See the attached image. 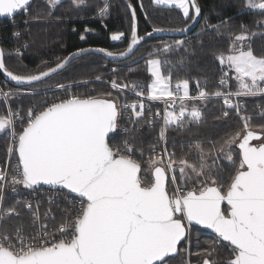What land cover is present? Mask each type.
<instances>
[{"label": "snow or ice", "instance_id": "obj_1", "mask_svg": "<svg viewBox=\"0 0 264 264\" xmlns=\"http://www.w3.org/2000/svg\"><path fill=\"white\" fill-rule=\"evenodd\" d=\"M60 2L46 0L47 18ZM84 3L85 0H71L75 7ZM154 3L174 7L191 21H195L201 11L196 0H154ZM29 4L30 0H0V16L13 17L21 9L27 13ZM245 7L264 11V0H245ZM108 8L105 0L103 8L99 9L100 15ZM129 9L130 52L144 37L138 34L135 8L129 4ZM47 18L35 16L33 21ZM188 27L186 24L175 31H187ZM240 28L238 33L228 32L227 54L221 51L215 56L220 65H227L234 73L235 92L209 94L197 82L198 94L191 96L189 79L178 80L173 88L171 72L162 74V64L168 61L159 58L146 61L147 72L151 74L147 99L165 100L167 105L159 141L166 142L167 129L172 125L183 128L198 124L203 116L196 102L207 100L210 95L223 100L224 110L217 120L226 121L234 112L241 121L242 127L226 133L217 142H194L189 152L180 158L166 147L157 153L155 146H150L151 155L143 160L144 148L137 143L130 144L127 137L137 126L142 127L140 120L145 118V104L143 100L119 104V97L113 99L111 92L100 96L69 95L56 102H45L39 110L29 108L23 116L11 109L0 114V132L11 130L9 156L18 157L14 170L0 167V222L21 215L17 206L2 207L8 187L15 192L18 186L32 190L41 184L60 186L79 197V204H71L62 223L52 232L48 231L47 224L40 223L48 219L50 210L41 216L39 205L34 208L31 202H23V209L31 213V223L21 222L12 232L0 231V264H166L165 258L178 253V245L188 237L185 222L203 225L216 234L213 246L197 253L203 256L202 264H217L215 245L223 242H226L223 246L230 249L226 264H264V123L253 124V117L242 114V106L233 99L264 95V56L255 55L249 43L255 33L250 34L243 24ZM145 35L151 36L152 32ZM123 36L124 33L114 34L111 39L119 41ZM183 44L181 40L175 41L177 48ZM171 48V45H163L165 55ZM93 50L114 56L103 48L79 49L46 71L21 75L7 69L4 52L0 50V71L12 81L31 84L65 69L72 59ZM14 51L20 54L19 49ZM185 52L187 54V49ZM125 55L119 53L121 57ZM228 77L229 73H224L220 85H227ZM110 84L118 93L128 89L136 97L145 96L139 82L121 84L112 80ZM65 87L57 85V88ZM16 95L13 91L3 93L5 101ZM189 101L193 102L190 110ZM124 112H129L131 127L121 128L119 121ZM259 115L264 118V110ZM17 119L22 124L18 132ZM145 123L154 127L151 117ZM118 128L125 139L114 148L109 134ZM205 143H210L207 151ZM234 147L238 149L235 153ZM137 153L141 159L136 158ZM193 153L197 155L198 164L188 159ZM221 155L231 162L233 169L226 186L220 182L219 170L213 171L215 158ZM210 157L212 165L207 162ZM142 172H145L144 178ZM169 177L176 186L171 195L167 186ZM190 183L192 186L188 187ZM21 203L17 201V205Z\"/></svg>", "mask_w": 264, "mask_h": 264}, {"label": "trees", "instance_id": "obj_2", "mask_svg": "<svg viewBox=\"0 0 264 264\" xmlns=\"http://www.w3.org/2000/svg\"><path fill=\"white\" fill-rule=\"evenodd\" d=\"M111 1L113 3V0ZM196 1L201 9V20L191 33L183 37H158L148 39L141 43L143 44L147 42L149 43V46L139 57L131 59L135 52H137V49L128 58L119 61H110L101 55L87 53L84 55H90L88 56L89 58H93L98 62L85 66V63L81 61L79 64L75 65V61L79 60L82 56L84 57V55H82L79 58L73 59L65 69L41 82L27 86H18L3 80L0 75V84L6 92L13 91L19 94L20 91H22L24 95L20 96L21 99L35 98V94H29L27 92L31 87H35L38 84L40 85V83H43L44 81L48 83L51 82V84H62L78 80L87 76V73L100 71L98 69L99 66L102 63H108L119 69L125 68V73L121 80L122 83L131 84L139 82L142 85L146 96V87L151 80V76L146 68V59L156 57L162 61H168L167 64H162L161 69L164 75H168L169 72H171L172 87L176 85L178 80L187 78L190 81V95L198 94L197 82L199 83V87L205 89L209 94L216 91L234 92L236 91L234 73H229L227 85H220V80L224 72L222 70V65H220L219 61L215 59V56L221 51H224L225 54H227L226 50L230 45L228 32H240L241 24L245 25L247 29L250 27L251 29H249V31L255 33L249 41L254 50V54L257 56H264V11L247 9L245 7V0ZM36 2L38 1L31 0L30 4L27 6V13L22 10L13 15V17H0V47L4 52L6 67L9 71L13 72V74H37L39 71H44L49 67H53L59 62V60L66 57L72 51L87 46L102 47L114 53L124 51L130 42L131 12L129 4L135 8L137 13L139 35L146 34L153 29H180L185 27L186 24L188 25L191 21L184 18L178 9H175L174 7H160L152 4L151 0H116V3H113L114 7L102 22L97 16H93L92 11L96 10L97 12L102 8L105 0H95V8L93 9V7H91L90 10H84L83 12H79L74 8H69L67 10L61 8L63 4L68 2V0H61V2L52 9V16L49 18L50 21L34 22L33 18H31L33 16L32 6ZM40 5L44 7L46 11L45 16L47 17L49 6L46 1L45 3L41 2ZM10 18L12 19V22L10 21ZM25 21H28V23H25ZM209 26H216V28L213 29ZM15 32L20 33V35L13 37L12 34ZM113 33H124L125 41L121 43L111 41L109 36ZM81 36H83L84 39H81ZM167 39L172 40L174 43L177 40H181L184 44L179 48H177V46L173 47V52H169L165 55L163 52V45H165L163 44V41ZM19 44H27V46H23L21 53L17 55L14 52V48ZM185 49H187V54ZM173 58L177 61L174 62ZM182 58L183 62L181 63ZM142 60L143 62H140ZM134 62H140V64L137 68L127 70L131 64H134ZM112 66H109V69H106L108 73H111L110 68H112ZM68 71H70L69 74ZM100 73H102V71H100ZM62 75L63 78L61 81L53 80ZM71 75H74V77L71 78ZM96 75L97 74H91L86 78L94 79ZM96 84L97 81L88 85L96 86ZM97 92V90L96 92L92 91L91 96H99V92L98 94ZM114 92L113 99L119 97V104L136 98L135 94L128 89H125L123 93H118L116 90ZM78 95L82 97L86 96L84 94ZM13 97H9L7 103L0 97V114H4L11 109V103L14 105V103L17 102L15 98L13 100ZM244 100L246 101L247 111L251 113H254L253 106L256 102H260L264 105V95L244 97ZM152 105H154V103H152ZM22 106L23 108L18 110L21 116L25 115L29 109L28 103H24ZM35 106L38 107L37 105H34L31 108H34ZM187 106L188 108L192 107L193 102L189 101ZM195 106L205 110L204 115L207 120L204 126L206 127L201 126L199 123H192L187 125L186 128L170 126L166 132V148L169 152H172L170 143L175 139L182 136H189L190 138L196 137L198 139L199 137L197 135L202 128L205 129L204 131L206 132H208L210 128H216L212 131L215 135V132L219 133V130L224 129V127L229 124L232 125V127H235L236 130H238L239 127H242L241 121L234 113L226 121L216 119L221 116L222 111L224 110L222 98L209 96L207 100L196 102ZM12 108L14 109V106ZM36 110L39 109L36 108ZM252 117L253 124L264 123V118H261V116L253 115ZM122 120L123 118L121 117L119 123H121ZM161 126L162 124L159 122L154 123V127H149L148 125L143 124L140 130L134 129L131 135L128 136V140L131 144L137 143L144 148L143 160L145 161L148 159L149 155H151V152L148 151L149 147L159 145L161 142L158 140V133ZM15 127L17 132L22 127L19 119L16 120ZM209 133L210 132L204 133L203 137L207 138V136L211 135ZM132 137L136 138L135 141H133ZM119 139L120 136L117 132L109 136V142L114 148ZM8 147L9 129H5L0 132V167L13 170L15 165H17V156L13 155L8 158ZM174 152L176 154L175 150ZM138 154L139 153L136 155ZM136 158L141 159L140 156H136ZM17 189L19 192L25 190L22 186H18ZM15 197L16 195L13 194L12 191H9V187L6 188L2 207L6 209L9 206H13L14 202L16 204ZM47 206L52 209V217H55V219H42V223L53 226L58 225L62 220L60 209L56 205L42 200L40 210L43 211ZM17 207L18 209L20 208L19 210H21V212H26L30 215V212L23 209L22 203L17 205ZM27 214H24L23 216L26 217ZM20 218L21 216L19 218L13 217L0 222V231L11 222L17 224ZM189 226L193 229L194 233L199 234L198 237L194 238V244L189 247V251L187 250L189 264H202L203 256H198L197 253L198 251L201 252L202 250L213 246L216 234L197 224H191ZM30 231H34V229H31ZM185 243L186 240L181 242L178 245L180 251L177 255L174 257H168L166 261L176 264H185ZM223 244H226V242H223L221 245H215L217 255L214 259L217 261V264H226L227 260L230 258V249L225 248Z\"/></svg>", "mask_w": 264, "mask_h": 264}, {"label": "rangeland", "instance_id": "obj_3", "mask_svg": "<svg viewBox=\"0 0 264 264\" xmlns=\"http://www.w3.org/2000/svg\"><path fill=\"white\" fill-rule=\"evenodd\" d=\"M38 2H36V3H34V5L32 6V12H33V16L31 17V18H33V17H35V16H39V17H42V18H47L46 16H45V13H46V11H45V9H44V7L42 6V5H40L41 4V2H43V3H45V1L46 0H37ZM106 2L108 3V5H109V8H108V10H107V12L103 15V16H101L100 15V13H99V10L96 12V10H93L92 11V13H93V16H97L98 18H99V20L100 21H104L105 20V17L110 13V10L114 7L113 6V3H116V0H113V3H112V1L111 0H106ZM257 2H259V0H257ZM151 3L152 4H154V5H157V4H155L154 3V0H151ZM95 6H96V3H95V0H85V3L84 4H82V5H80L79 7H75V6H73L72 4H71V0H68V2L67 3H65V4H63L62 6H61V8H64V9H69V8H74V9H76L77 11H79V12H83L84 10H90V8L91 7H93V9L95 8ZM157 6H160V7H167V8H170V6H167V5H157ZM103 8V7H102ZM247 8V7H246ZM247 9H250V8H247ZM250 10H260V9H250ZM152 15H155V14H152ZM40 21H42V22H46V21H50V19L49 18H47L46 20H44V19H42V20H40ZM249 29H251L250 27L248 28V30ZM249 33H251V31H249ZM114 34H119V33H113V34H110V36H109V38H110V40L111 41H113L112 39H111V36L112 35H114ZM125 41V38H124V36L122 37V39L121 40H119V41H113V42H124ZM163 44H168V45H171L172 46V48L173 47H175L176 45H175V43L172 41V40H170V39H167V40H165V41H163ZM148 46H149V43H143V44H141V45H139L138 46V48H136L137 49V52H135V54L131 57V59L132 58H136V57H139V56H141L146 50H147V48H148ZM230 46V45H229ZM171 48V51H170V53H172L173 51V49ZM135 49V50H136ZM118 51H120V50H118ZM88 56H90V55H84V57L82 56H80L81 58H79V60H77V61H75L74 62V64L76 65V64H79V62H84L85 63V66H88L89 64H91V63H97L98 61L97 60H94L93 58H89ZM86 58H88V59H86ZM150 58H156V57H150ZM172 58V57H171ZM149 58H147L146 59V61L148 60ZM173 60H174V62H176L177 60L175 59V58H173ZM105 62V61H104ZM140 62H143V60L142 61H140ZM140 62H134V64H131L130 65V67L127 69V70H132V69H134V68H137V66L140 64ZM109 66H112V65H109L108 63H102L100 66H99V70L100 71H102V73H100V71H98V72H90V73H87L86 75L87 76H84L83 78H81V79H78V80H73V81H70V79H69V81L70 82H65V83H62L63 85H65L66 87L63 89V90H59L58 92H56L55 93V91L54 90H58L59 88H57V85H59L58 83H56V84H51V82L50 83H48V82H46V81H44L43 83H40V85L38 84L37 86H35V87H31V89L30 90H28L27 92L29 93V94H35L36 95V97L35 98H28V99H21L20 98V96L21 95H19V94H17L15 97H13V100H14V98L17 100V102L16 103H14V105L11 103V105H10V108H11V110L13 111V110H16V111H18V110H20V109H22L23 108V106H22V104H24V103H28V105H29V108H31L32 106H34V105H37L38 107H34V108H37V109H39V107H42V106H44V104H45V102H54V101H56V100H58V99H60V98H62V97H64V96H66L68 93V91H71V92H73L75 95H78V94H84V95H86V96H88V95H92V91L93 92H96V90L99 92V94H98V92H97V94L100 96V95H102V94H104V93H108V92H111V94H112V98H114V91H115V89H112L111 88V84H110V82L112 81V80H116L118 83H121V84H123L122 83V79H123V76H124V73H125V68H123V69H119V68H116V66H112V68H110V70H111V73H108V71H106V69H109ZM146 68H147V64H146ZM171 70V69H170ZM169 70V71H170ZM161 71H162V69H161ZM69 72L70 71H68V74H69ZM91 74H97L96 75V77L97 76H100L101 77V79L100 80H96L95 78L94 79H87L86 77H88V76H90ZM163 74V73H162ZM149 75L151 76V74L149 73ZM74 77V75H71V78H73ZM62 78H63V75L62 76H58L57 78H55V79H53V80H57V81H61L62 80ZM76 78H79V77H76ZM97 81V84H96V86H93V85H88V84H90V83H92V82H96ZM151 81V80H150ZM41 82V81H40ZM148 83H150V82H148ZM107 84V85H106ZM148 85V84H147ZM146 89H147V87H146ZM53 92H54V94H53ZM83 92V93H82ZM235 92V91H234ZM20 93H22V91H20ZM211 96V95H210ZM212 98V97H211ZM244 98V97H243ZM255 105H258V106H260V107H262V108H264V105L262 104V103H260V102H256L255 104H254V106H253V110L255 111ZM14 106V109L12 108ZM7 107V106H6ZM188 107V106H187ZM177 108H178V111H179V104H178V106H177ZM192 107H189L188 109L190 110ZM199 108V107H198ZM8 109V108H7ZM200 110H201V112H202V116H203V118H202V120L199 122V124L201 125V126H204L205 125V122H206V120H207V118H206V116L204 115V113H205V110L203 109V108H199ZM234 113V112H233ZM187 118V114H186V116H185V119ZM192 124V123H191ZM188 125H190V124H188ZM229 126V127H228ZM204 127H206V126H204ZM183 128H186V127H183ZM240 128V127H239ZM203 129V128H202ZM200 130V132H199V134L197 135L199 138L197 139L196 137L195 138H190L189 136H182V137H178L177 139H175L173 142H171L170 144H171V151L172 152H174V150L176 151V157L177 158H180V157H182V156H184L186 153H188L189 152V146L191 145V144H193L194 142H196V141H206V142H217V141H219L221 138H223L224 136H225V134L226 133H228V134H230V133H232V132H234V131H236V129H235V127H232V125H227V126H225L224 127V129H221V130H219V133H217V132H215V135L212 133V131H214L216 128H214L213 127V129L212 128H210V130H208V132H210L209 134H211L210 136H207V138H204L203 136H204V133H208V132H206V131H204L205 129H203V130ZM258 130V129H257ZM116 132H117V134L120 136V139L118 140V142L116 143V145H115V147L116 146H119L120 144H122V141H123V139L125 138V136L123 135V134H121V135H123L124 136V138H123V136H121L120 135V133H119V130L118 129H116ZM116 132H114V133H116ZM180 134V133H179ZM123 138V139H122ZM172 146H173V148H172ZM175 147V148H174ZM208 147H210V143H205V151H207V149H208ZM238 151V149H235V147H234V153L235 152H237ZM136 156H140L139 154L138 155H136ZM188 159L190 160V161H192V162H196L197 164L199 163V161H198V158H197V155L195 154V153H193V154H191L190 156H188ZM208 164L209 165H212L213 164V158H209L208 159ZM219 170V172L222 174V179H221V184H224L225 186H226V182H227V180H228V176H229V174L232 172V164H231V162L230 161H228L223 155H221V156H219V157H216L215 158V169L213 170L214 172L216 171V170ZM141 176H142V178H144L145 177V172H142L141 173ZM169 182V183H168ZM167 182V186H168V191H172L173 189H175V185H173L170 181H168ZM192 186V184L190 183L189 185H188V187H191ZM20 202H22V201H20ZM22 204H23V202H22ZM13 206H17V203L15 204V202L13 203ZM10 207V206H9ZM20 209V208H19ZM21 211V210H20ZM24 214H27L26 212L25 213H23V212H21V218L18 220V223L17 224H19V223H24L25 225H28V224H30L31 223V213H30V215H28L27 214V216L25 217V216H23ZM62 221V220H61ZM17 224H14L13 222H11L10 224H7V226L6 227H3V230H7V231H9V232H12V231H14V229H15V226L17 225ZM186 226L188 227V229H189V232H188V237L185 239L186 240V243L184 244V246H186L185 247V251H186V258H185V260H184V258H183V260L184 261H187V259H188V262H189V255H188V252H187V250L189 251V247L190 246H192L194 243V238L195 237H198L199 236V234H197V233H194L193 232V229H191V227L189 226V225H187V223H186ZM1 228V227H0ZM31 229H29V231H30ZM184 240V241H185ZM184 241H182V242H184ZM201 241V240H200ZM202 242V241H201ZM189 245V246H188ZM200 248V247H199ZM202 252V251H201ZM198 253H199V251H198ZM200 256V255H199ZM167 259V258H166ZM165 259V260H166ZM172 262H170V261H168L166 264H171Z\"/></svg>", "mask_w": 264, "mask_h": 264}, {"label": "built area", "instance_id": "obj_4", "mask_svg": "<svg viewBox=\"0 0 264 264\" xmlns=\"http://www.w3.org/2000/svg\"><path fill=\"white\" fill-rule=\"evenodd\" d=\"M10 21L12 22L11 18H10ZM15 33H17V32H15ZM12 36L13 37H17L14 34H12ZM23 46H24V44H19L18 46H16L14 48V50L19 49V51L21 53V50H22ZM222 70H223L224 73H230L231 72V70L227 67V65L222 66ZM63 89L64 88H59L58 90H54V91L56 93L59 90H63ZM4 92H6V91H4V89L2 88V86L0 84V97L3 100H4V97H3V93ZM67 93L68 94L66 96H64V97H62L60 99L67 98L69 95H75L71 91H68ZM191 96H196V95H191ZM60 99H58V100H60ZM233 99H234V102H239L240 105L242 106V109H243L242 114H247V115H250V116L259 115L262 112V110H264V108H262V107H260L258 105H255V108H254L255 111L253 110L254 113L248 112L247 111L246 101L244 100L243 97H234ZM58 100H56V101H58ZM140 100H143V102L145 104V118L140 120V125L143 126V124H146L145 120L148 119L149 117L154 119V123L159 122L160 124L163 125V113H164L165 108L167 106L165 100H155V101H153V100H148L147 96H144V97H136L134 100L124 101L122 104H125V103L131 104L133 101H136L138 103ZM7 101H5V102L7 103ZM56 101H54V102H56ZM48 103H50V102H48ZM152 103H154V105H152ZM155 103H156V105H155ZM168 103H170V102H168ZM177 106H178V103L175 106V110L178 112ZM169 110H172V109H169ZM157 113H159L158 116L156 115ZM128 116H129V112H124L123 113V116H122L123 120L120 123L121 128L122 127H131V123L128 120ZM172 126H176V125H172ZM136 129L140 130L141 127L137 126ZM118 130H119L120 134H123L125 136V134L119 128H118ZM10 132H11V130L9 129V145H10V139H11ZM115 132H116V130H115ZM122 143H123V141H122ZM165 147H166V142L165 141H161L159 145L155 146V151L157 153H160V152L163 151V149ZM8 158H10L9 153H8ZM15 167H16V165H15ZM15 167H14V169H15ZM169 181H170V177H169ZM174 190L175 189L170 191L169 194H172L174 192ZM9 191H12L11 187H9ZM13 194L16 195V197H15L16 203H17V201L31 202L33 204L34 208H35L36 205H39V211L41 213V216H43V214L45 212H49V210H50L49 217H48L47 220L52 219L53 212H52V209L50 207H48V206L45 207L43 209V211L40 210L42 200H45L46 202H48L50 204H54L60 209V216H61L62 221L64 219V214L69 209L71 204L72 203H75L76 205L79 204V197L78 196H76L74 194H71V193H69V192H67V191H65L63 189H59V188L35 187V190L25 189V190H23L21 192H19L18 189H17L15 192H13ZM62 221L60 223H62ZM40 223H42V220H41ZM60 223L58 225H55V226L48 225V231L49 232L54 231L56 228L59 227ZM36 228H39V225H36ZM167 262L168 261H166V263ZM171 264H176V263H171ZM185 264H189L188 259H187V261H185Z\"/></svg>", "mask_w": 264, "mask_h": 264}, {"label": "water", "instance_id": "obj_5", "mask_svg": "<svg viewBox=\"0 0 264 264\" xmlns=\"http://www.w3.org/2000/svg\"><path fill=\"white\" fill-rule=\"evenodd\" d=\"M30 2H31V0H30ZM197 2V1H196ZM198 4V3H197ZM199 6V5H198ZM200 8V7H199ZM22 11V9L21 10H17V12L15 13V14H17V13H19V12H21ZM14 14V15H15ZM0 17H8V16H0ZM200 20H201V11H200V14H199V16L197 17V19L195 20V21H190L189 22V24H188V30L187 31H183V32H181V31H175V30H172V29H160V31H150V32H152V35L151 36H146L145 34H143V35H139V36H143L144 37V39L142 40V41H140L139 43H138V45H136V46H134V48L129 52V50H128V45H127V47L125 48V50L124 51H122L123 53H126V55L125 56H123V57H121V56H119V53H122V52H119V53H114V52H112L113 54H114V56H112V57H109V56H107V55H105L104 53H100V52H97V51H89V52H85V53H82L81 55H79L78 57H80V56H82V55H84V54H87V53H94V54H98V55H101V56H103L104 58H106L107 60H110V61H119V60H124V59H126V58H128L134 51H135V49L142 43V42H144V41H146V40H148V39H152V38H158V37H183V36H185V35H187V34H189V33H191L196 27H197V25H198V23L200 22ZM138 27V26H137ZM184 28V27H183ZM139 34V33H138ZM130 43V42H129ZM128 43V44H129ZM97 48H102V47H94V46H87V47H83V48H80V49H97ZM103 49H105V48H103ZM0 50H2L1 49V47H0ZM77 50H79V49H77ZM77 50H75V51H72L71 53H75V52H77ZM106 51H109V52H111L110 50H107V49H105ZM70 54V53H69ZM69 54L67 55V56H69ZM78 57H76V58H78ZM76 58H74V59H76ZM3 59H4V57H3ZM73 60V59H72ZM71 60V61H72ZM70 61V62H71ZM47 70V69H46ZM46 70H44V71H46ZM61 71V70H60ZM60 71H58V72H60ZM57 72V73H58ZM54 74H56V73H54ZM54 74H51L50 76H52V75H54ZM0 75H1V77L3 78V80H5V81H7V82H9V83H12V84H14V85H18V86H27V85H32V84H35V83H38V82H32L31 84H20V83H18V82H16V81H12L9 77H7L5 74H4V72L3 71H0ZM49 76V77H50ZM48 78V77H47ZM46 78H44L43 80H45ZM42 80V81H43ZM40 82V81H39ZM115 132V130L112 132V133H110L109 134V136L110 135H112L113 133ZM17 160H18V157H17ZM36 187H48V188H59V189H61L60 188V186H52V185H43V184H41V185H39V186H36ZM63 190H65V191H67V192H69V190H67V189H63ZM70 193V192H69ZM72 194V193H71ZM74 195H76V194H74ZM77 196V195H76ZM192 224H195L194 222L192 223ZM200 226H202V227H204L205 229H207V230H209V231H211L212 233H214L211 229H208V228H206L205 226H203V225H200ZM215 234V233H214ZM177 255V253H175V254H170L168 257H174V256H176ZM168 257H166V258H168ZM165 258V259H166Z\"/></svg>", "mask_w": 264, "mask_h": 264}, {"label": "flooded vegetation", "instance_id": "obj_6", "mask_svg": "<svg viewBox=\"0 0 264 264\" xmlns=\"http://www.w3.org/2000/svg\"><path fill=\"white\" fill-rule=\"evenodd\" d=\"M171 195V194H170ZM185 223H187V222H185Z\"/></svg>", "mask_w": 264, "mask_h": 264}]
</instances>
